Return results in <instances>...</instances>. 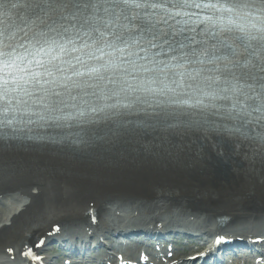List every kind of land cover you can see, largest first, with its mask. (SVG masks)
Listing matches in <instances>:
<instances>
[{
    "label": "snow or ice",
    "instance_id": "1",
    "mask_svg": "<svg viewBox=\"0 0 264 264\" xmlns=\"http://www.w3.org/2000/svg\"><path fill=\"white\" fill-rule=\"evenodd\" d=\"M0 16V142L159 131L264 155V0H0ZM74 127L93 134L35 131Z\"/></svg>",
    "mask_w": 264,
    "mask_h": 264
},
{
    "label": "bare ground",
    "instance_id": "2",
    "mask_svg": "<svg viewBox=\"0 0 264 264\" xmlns=\"http://www.w3.org/2000/svg\"><path fill=\"white\" fill-rule=\"evenodd\" d=\"M170 142L173 146L162 143L152 145L147 157L130 156L127 161H117L107 166V170L114 175L106 173L107 178L96 181H91L90 177L83 178L86 166L63 164L62 159L56 157L51 150L28 154V159L17 156L11 160L17 168L23 165L47 170L50 181L45 176L48 183L34 181L29 187L19 189L0 184V249H15L10 256L0 252V264L51 263L55 258L46 254L43 250L45 245L42 247L43 252L39 246L41 241L47 239L45 236L58 231L57 226L64 231L79 228L100 234H106L115 228L113 225L125 222L140 225L156 222L173 225L183 223L195 232L203 233H209V229H214V226L223 232L242 228L250 230L253 226L264 227V157L257 158L251 152L244 153L242 149L233 150L231 145L216 147V152L221 155H215L210 144L204 145L201 151L203 142L200 140H197L199 144L196 146L188 145L184 139ZM237 153L248 163L238 160ZM228 154L234 158L238 167L243 165L249 167L250 171L232 166L236 171H231L230 176L224 178L226 182L218 183L208 181L199 174L194 175L193 171L206 169V161H219ZM184 167L192 172L187 174L182 171ZM79 169V175L76 176L75 172ZM201 171L207 175V169ZM227 180H231L230 184L233 186L223 191ZM151 185L158 191L151 192V188L147 190L146 187ZM92 192V196L86 195ZM130 193L135 196L125 198L126 200L121 197L112 198V195L128 196ZM103 199H113L116 204L107 210ZM127 208H131L134 214L121 220L112 212ZM91 209L95 214L91 213ZM135 212L139 214L135 215ZM221 215L230 218L223 227H219L216 222V218ZM47 217L49 218L44 220ZM263 230H257L258 237ZM247 250L240 256L247 259L239 260L243 264H254L257 254ZM28 251L33 254L29 255ZM114 252L116 255H124L125 263L129 262L127 257L130 260L129 256H133V250L129 249ZM171 253L172 256L177 255ZM161 256L171 255L165 253ZM207 256L208 254L204 255L205 261L211 258ZM159 258H156V264L162 260ZM239 260L234 258L232 264H241ZM256 261L262 263L258 259Z\"/></svg>",
    "mask_w": 264,
    "mask_h": 264
},
{
    "label": "water",
    "instance_id": "3",
    "mask_svg": "<svg viewBox=\"0 0 264 264\" xmlns=\"http://www.w3.org/2000/svg\"><path fill=\"white\" fill-rule=\"evenodd\" d=\"M117 161L118 160H115V158L112 157V158H108L106 160H101V161L99 160V161L95 162V164L92 165V167H90V170L92 172L89 174V176H93L92 181L107 178L108 176L105 175L106 173L109 174L110 176L114 175L113 173L109 172L106 167L117 163ZM183 171H185L187 174H189L188 169L185 168Z\"/></svg>",
    "mask_w": 264,
    "mask_h": 264
},
{
    "label": "rangeland",
    "instance_id": "4",
    "mask_svg": "<svg viewBox=\"0 0 264 264\" xmlns=\"http://www.w3.org/2000/svg\"><path fill=\"white\" fill-rule=\"evenodd\" d=\"M208 203V201L206 202V204Z\"/></svg>",
    "mask_w": 264,
    "mask_h": 264
}]
</instances>
